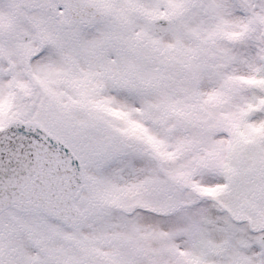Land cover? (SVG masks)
<instances>
[{
  "label": "snow or ice",
  "instance_id": "1",
  "mask_svg": "<svg viewBox=\"0 0 264 264\" xmlns=\"http://www.w3.org/2000/svg\"><path fill=\"white\" fill-rule=\"evenodd\" d=\"M0 264H264V0H0Z\"/></svg>",
  "mask_w": 264,
  "mask_h": 264
}]
</instances>
